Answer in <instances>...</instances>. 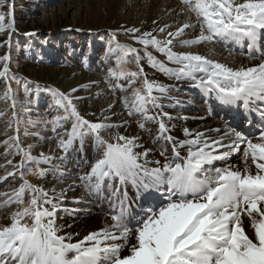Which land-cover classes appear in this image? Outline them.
I'll return each instance as SVG.
<instances>
[{"label":"snow or ice","instance_id":"obj_1","mask_svg":"<svg viewBox=\"0 0 264 264\" xmlns=\"http://www.w3.org/2000/svg\"><path fill=\"white\" fill-rule=\"evenodd\" d=\"M181 4L180 14L191 13L193 23L185 22L175 31L169 30L170 24L144 32L136 27L126 29L142 46L143 55L130 44L109 46L115 66L107 69L105 82L110 89L126 93L122 107L129 116L140 117V129L147 130L149 122L157 126L153 143L159 144L162 159H149L155 152L145 148L140 137L118 131L127 121L108 122L111 115L104 113L111 114L114 104L103 109L98 120L82 115L77 104L82 97L73 94L96 82L68 92L50 89V107L57 115L43 123L45 128L51 125L55 136L48 139L56 141L55 150L33 155L36 145L25 146L20 137L17 93L12 88V82L20 83V78L11 71L10 54L0 55V82L4 85L0 101L11 110L3 133L7 139L0 142L4 148L0 156L5 160L0 163V183L9 177L20 181L18 186L0 191V213L11 209L0 214V264H264V52L260 45L264 0H181ZM14 25V3L0 0V35L7 33L0 47L6 45L9 51ZM197 28L194 38H183L186 29ZM214 39L241 48L246 44L249 62H260L232 67L199 52L174 50ZM145 59L154 72L187 82L219 106L242 109L249 117L248 126H253L250 117L255 114L258 134L245 135L226 126L210 129L217 133L210 136L185 127V138L176 139L171 135L174 117L164 111L161 102L176 85L149 79L142 63ZM132 62L137 71H126L124 66ZM6 115L0 111V118ZM36 123L30 121L33 127ZM24 135L46 139L39 132ZM86 138L93 141L96 156L77 177L79 187L92 196L107 192L110 211L104 227L75 239L79 232L66 231L58 222L62 220L60 211H70L63 204L66 192L74 186L57 191L33 183L27 176L34 174L41 180L49 174L54 179L62 177L66 154L77 142L83 148ZM237 154L242 167L231 162ZM218 161L222 166H216ZM129 188L134 196L129 195Z\"/></svg>","mask_w":264,"mask_h":264},{"label":"bare ground","instance_id":"obj_2","mask_svg":"<svg viewBox=\"0 0 264 264\" xmlns=\"http://www.w3.org/2000/svg\"><path fill=\"white\" fill-rule=\"evenodd\" d=\"M104 2L109 3L112 23L114 25L113 29L115 30L123 31L127 28L136 27L144 32L152 31L153 28L163 27L165 24H170L173 25V27L169 30L175 31V29L182 26L183 23H193L195 21V17L186 10L183 14H180L181 8H183L181 0H96L98 7H101ZM189 17H191V19H189ZM121 18H123V21ZM154 20L157 21L156 24L153 23ZM185 31L186 36L183 38H194L199 32V28L195 31L191 29H186ZM154 35H157V33H154ZM229 44H232V49H229ZM260 45L261 51L264 52V41H261ZM174 50L199 52L200 54L209 56L213 60L226 63L232 67H239L241 64L250 66L260 62L259 59H254L249 62L246 55V45L241 48L231 42L222 43L216 39L208 44H201L188 49L177 47ZM152 74L153 79L159 80L164 84L176 85L171 91L170 97L161 101L165 105L164 111L170 113L174 117L170 124L175 126L171 131V135L176 139L182 140L185 138L183 132L185 127L190 130L205 132L210 136L217 135V133L210 132V129H224L226 126L234 128L243 134L248 131L244 130L245 122L241 118L243 115L242 109L224 108L214 101L206 99L198 89L190 87L187 82L170 80L158 72L152 71ZM66 76L70 78L69 83H67L69 88L96 82L92 84L89 89L83 90L78 94L81 95L80 97H82V99L77 102L79 103L81 111L87 115V118L90 120L100 119L102 110L106 109L109 104H114L111 114L107 112L104 113L105 115H111V119L108 122L122 124L124 121H127L128 123L120 127L118 131L124 135L140 137V142L144 147L151 148L155 152V156L153 157L150 154L149 159H162L159 156V144L153 143L157 126L149 122L146 124L147 130L139 128L137 121L140 117L129 116L122 107L119 95H125L126 93L122 92L120 89H110L105 82L106 77L103 79L100 75L93 74L88 76L84 73L79 74L72 70L67 72ZM104 82L106 83L105 85H103ZM122 83H125L126 86V82ZM177 101L180 103H177ZM92 113H95V115H92ZM212 114L213 116H211ZM181 117H187L188 119L185 120ZM238 126H242V128ZM112 131L114 133L116 129ZM54 141V139L45 141V145L39 149L45 152L49 149L55 150ZM90 141V151L88 153H83L86 156H80L81 161L78 165H73L72 163L74 158H76L75 154L79 153V149L75 152L71 150L66 154L62 164L64 175L58 179H54L52 175L49 174V176L41 180L40 183L43 184L45 188L55 187L57 191L61 188H69L70 185L74 186V190L66 192L63 204V207L70 211L67 213L60 211L58 216L62 217V220L58 222L65 225L66 231L79 232L80 235L75 239H82L83 236L87 235L89 232L104 227L105 219L110 211L107 192H104L100 196H92L86 193L82 187H79L80 181L77 177L84 171H87L88 165L96 156L94 143L91 139ZM231 162L235 165L243 166V162L239 159L238 154L232 157ZM216 166H222V162H216ZM129 195L134 196V192L131 188H129ZM141 203H143V201H141ZM10 210L11 209H5L4 212L0 214L6 215ZM135 211L136 206L134 205L133 212ZM69 224L72 225L71 228L67 227ZM244 227L247 232L249 226L246 219L244 221Z\"/></svg>","mask_w":264,"mask_h":264},{"label":"rangeland","instance_id":"obj_3","mask_svg":"<svg viewBox=\"0 0 264 264\" xmlns=\"http://www.w3.org/2000/svg\"><path fill=\"white\" fill-rule=\"evenodd\" d=\"M10 2L14 3L15 19L12 47L10 51L6 45L0 47V55L10 54L11 71L20 78V83L12 82V88L17 93L16 111L21 118L19 126L21 140L24 141L25 146L36 145L33 155H38L41 152L39 148L45 145V141L55 136L50 130L51 125L45 128L43 123L57 115V111L50 107L53 103L50 89L70 91L72 88L67 84L70 78L66 74L72 70L88 76L100 75L104 79L107 69L115 66V57L110 56L109 46L114 48L116 42L140 48L142 55L143 48L130 38L131 34L126 30L113 29L111 11L107 2L102 3L101 7H98L96 0H10ZM121 19L123 21V18ZM28 33L34 35H27ZM6 38L7 33L0 35V43ZM229 49H232V46L229 45ZM153 54L163 59L159 53L153 51ZM142 63L149 79H153V70L147 66L146 59ZM124 68L126 71H137L134 62L126 64ZM25 82L28 88L27 97L24 92ZM105 84L104 82L103 85ZM3 87V83L0 82V92L3 91ZM83 90L85 89L82 88L73 95L81 96L78 94ZM122 96L119 95L120 99ZM25 100L29 103H21ZM78 108L81 111L79 103ZM0 111L7 112L6 116L0 118V142H2L7 139L3 133L8 129L11 110L7 104L0 101ZM81 113L85 115L82 111ZM30 121H36V126L33 127ZM26 131L39 132L46 139L41 141L38 136H25ZM8 134L14 133L9 131ZM54 144L56 146V141ZM90 144V139L86 138L83 148L80 147L79 142L74 145L71 150L75 152L79 149V153H74L76 158L73 165L79 164L80 156H86L83 153L90 151ZM3 152L4 148L0 147V153ZM16 160L18 161L19 157H16ZM4 162V158L0 156V163ZM27 179L33 183H41V179L34 174L28 175ZM19 183V179L13 180L9 177L8 180L0 183V191L18 186Z\"/></svg>","mask_w":264,"mask_h":264},{"label":"trees","instance_id":"obj_4","mask_svg":"<svg viewBox=\"0 0 264 264\" xmlns=\"http://www.w3.org/2000/svg\"><path fill=\"white\" fill-rule=\"evenodd\" d=\"M28 1V0H27Z\"/></svg>","mask_w":264,"mask_h":264}]
</instances>
